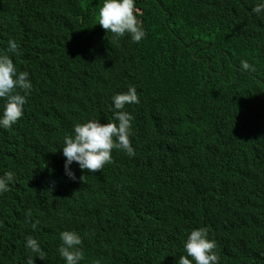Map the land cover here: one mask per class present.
Listing matches in <instances>:
<instances>
[{
	"label": "trees",
	"instance_id": "1",
	"mask_svg": "<svg viewBox=\"0 0 264 264\" xmlns=\"http://www.w3.org/2000/svg\"><path fill=\"white\" fill-rule=\"evenodd\" d=\"M258 2L135 0L146 33L135 43L99 26L103 0H0V52L14 39L21 54L8 55L33 83L22 118L0 128V175L13 173L0 194V264H64L66 230L81 236L80 264H176L197 228L219 264H264ZM129 87L135 155L113 149L94 173L73 162L69 179L64 137L88 120L117 123L111 98Z\"/></svg>",
	"mask_w": 264,
	"mask_h": 264
},
{
	"label": "clouds",
	"instance_id": "2",
	"mask_svg": "<svg viewBox=\"0 0 264 264\" xmlns=\"http://www.w3.org/2000/svg\"><path fill=\"white\" fill-rule=\"evenodd\" d=\"M134 4L135 0H103L98 11L99 26L116 37L128 34L133 42H140L146 33L141 21L134 14ZM251 11L257 15L264 12V0H259ZM8 53L16 56L21 54L14 39H9L6 50L0 52V100L4 101L3 107L0 108V128L3 129L10 128L22 118L24 106L33 90L29 74L18 71ZM240 66L242 70H255L244 60L240 61ZM111 99L112 108L116 110L114 117L117 123L88 120L74 125L72 134L64 137L63 146L60 148L65 158L64 171L73 181L77 179L70 170L73 162L77 163L79 169L94 173L100 171L105 164L111 163L113 149H121L129 156L135 155L129 139L133 115L123 109L125 105L139 103L137 90L135 87H129L126 92L117 93ZM12 182V172L0 175V194L8 192ZM32 227L36 228V222L32 223ZM59 239L61 244L58 253L64 264H80L84 258L80 248L81 236L75 231L66 230L60 232ZM25 247L33 253H39L41 250L38 241L31 236L26 237ZM215 248L216 242L208 238L206 228L193 229L183 242L185 254L179 256L176 264H219ZM26 264H34V260L29 257Z\"/></svg>",
	"mask_w": 264,
	"mask_h": 264
}]
</instances>
